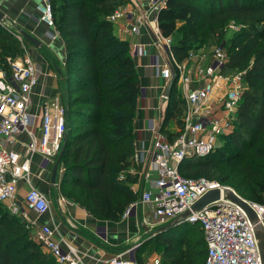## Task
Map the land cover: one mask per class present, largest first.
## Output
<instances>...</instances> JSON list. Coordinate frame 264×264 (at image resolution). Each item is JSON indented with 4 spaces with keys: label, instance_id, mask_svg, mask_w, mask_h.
I'll use <instances>...</instances> for the list:
<instances>
[{
    "label": "trees",
    "instance_id": "1",
    "mask_svg": "<svg viewBox=\"0 0 264 264\" xmlns=\"http://www.w3.org/2000/svg\"><path fill=\"white\" fill-rule=\"evenodd\" d=\"M130 3L52 0L56 27L64 41L65 64L82 77H75L74 84L66 88L68 137L61 159L65 166L61 188L65 196L110 222H120L139 199L131 190L130 171L136 168L133 122L141 88L131 45L115 34L110 19ZM231 20L244 28L227 44L223 73L247 68L235 127L215 153L183 161L179 171L184 177L227 182L248 200L264 203V0H167L157 14L159 30L163 37L172 38L178 62L193 50L222 44L223 30ZM21 40L0 22V67L5 68L9 58L22 52ZM178 90L177 81L161 128L171 142L180 131L171 134L168 125L174 121L182 128L186 113L185 99L179 98ZM177 227L144 236L135 251L136 263L145 264L144 252L162 245L160 264H205L207 244L202 229L189 223ZM0 264H58L7 204L0 205Z\"/></svg>",
    "mask_w": 264,
    "mask_h": 264
},
{
    "label": "built area",
    "instance_id": "2",
    "mask_svg": "<svg viewBox=\"0 0 264 264\" xmlns=\"http://www.w3.org/2000/svg\"><path fill=\"white\" fill-rule=\"evenodd\" d=\"M37 10L41 21L53 31L55 17L52 0H40ZM151 9L159 12L166 7L167 0H148ZM144 15L136 16L125 8H120L111 17L115 22L121 18L133 21L127 32L137 34L146 22ZM146 24V23H145ZM158 29V28H157ZM158 47L167 62L158 67L159 75L168 82L172 75L170 65L178 75V87L186 102V113L182 118V129L173 142L161 134L156 135L150 148L149 169L145 174L151 189L143 190L140 203L151 207L158 224L166 225L170 221L190 212L183 223L198 225L207 244L205 264H262V258L256 236V228L264 232V203L247 200L232 187L206 178L184 177L179 167L183 161L204 158L215 153L222 145L224 136L231 134L238 118L240 102L244 93L243 75L236 72L224 74L223 68L228 60V51L224 47L216 48L211 63L203 65L197 55L191 53L183 62H178L172 51V38L163 37L157 30ZM53 31L50 36H59ZM131 52L136 56L147 54L145 47L135 43ZM5 68L0 67V137L8 145L17 142V137L27 133L31 141L25 146V154L0 149V205L7 204L11 213L22 217L28 223L27 213L37 216L47 213L50 203L41 191L30 185L24 199L25 209L18 200L19 183L28 181L31 172L29 155L40 154L45 161H55L65 148V136L68 135L66 107L59 99L45 104L41 118L42 133L39 139L32 133L35 117L29 113L31 93L38 83L36 65L30 55L20 59H8ZM195 83L201 85L194 89ZM144 91L140 89V96ZM166 97L162 120L165 119L168 106ZM151 126L156 131L152 122ZM123 179V176H120ZM29 183V182H28ZM218 190L220 198L194 211L192 207L211 191ZM225 191L232 192L242 199L253 211L252 220L246 210L235 200L224 196ZM133 204L125 213L128 216L136 207ZM144 224L148 225L145 221ZM182 223V224H183ZM148 227V226H146ZM147 231H152L148 227ZM97 234L107 240V228L101 227ZM54 230L43 226L36 230L34 239L42 249L52 255L58 264H81V259L71 247L63 248L53 239ZM137 246L131 250L136 251ZM159 258L151 264H160ZM106 264H137L135 259L124 260L121 254L105 261Z\"/></svg>",
    "mask_w": 264,
    "mask_h": 264
},
{
    "label": "crops",
    "instance_id": "3",
    "mask_svg": "<svg viewBox=\"0 0 264 264\" xmlns=\"http://www.w3.org/2000/svg\"><path fill=\"white\" fill-rule=\"evenodd\" d=\"M40 2V0H0L2 9L0 10L4 14L6 13V17L10 14L11 17L23 18V30L36 37L43 45L40 49L32 46V55L29 54L32 59L33 56L36 58V61L34 59L33 61L36 65L38 78V83L31 93V103L28 108L29 113L35 117L31 130L37 139L41 137L42 133L41 118L44 105L52 103L55 99H62L65 81L64 41L60 36H50L53 31L41 21L37 10ZM127 7L136 16L144 15L146 18V24L141 26L137 34L127 32L133 22L128 18H121L114 22L115 34L118 37L128 40L130 45L141 44L147 51V54L143 56H136L132 52L138 72L139 86L144 91L137 99L136 115L133 122L136 168L130 171L134 180L130 186L131 190L139 195L136 207L128 216L124 214L120 222L99 219L86 206L75 199L68 198L63 193L61 179L65 166L62 162L58 167L56 185H52V171L57 159L47 162L40 154L28 156L31 160L30 176L28 181H20L18 188V200L23 209H25V195L30 185L45 194L50 203L47 213L37 216L26 210L31 229L36 231L43 226L51 227L54 230V241L62 245L63 248L74 249L81 259V264H106L105 261L118 254H121L124 260H133L135 251L131 248L150 233L145 230V227H151L152 231L159 227L156 225V217L152 208L143 206L139 201L142 191L151 189L145 174L149 169L150 148L159 133L158 130L162 122L164 108L162 97L167 85V82L159 75L158 67H162L167 59L157 44L159 37L157 32L159 30L158 10H152L148 0H131ZM200 58H202L203 65H209L212 56L205 60V56L197 54L199 61ZM204 62L206 63L204 64ZM200 85V83H195L192 88L196 89ZM152 122L156 131L151 126ZM168 126L171 127L169 131L171 134L175 135L180 131L174 121H171ZM30 141L31 137L27 133L20 134L17 137V142L13 145L6 144L0 137V149L4 148L27 156L25 146ZM105 226L108 239L102 240L97 231ZM131 242L134 243L131 245Z\"/></svg>",
    "mask_w": 264,
    "mask_h": 264
},
{
    "label": "rangeland",
    "instance_id": "4",
    "mask_svg": "<svg viewBox=\"0 0 264 264\" xmlns=\"http://www.w3.org/2000/svg\"><path fill=\"white\" fill-rule=\"evenodd\" d=\"M1 7V6H0ZM1 9V8H0ZM125 9L128 10V7H125ZM2 10V9H1ZM4 11V9H3ZM6 14V13H5ZM8 14V12H7ZM9 16V17H8ZM7 21L5 23H2L4 25V27L10 29L11 31H13L14 33H17V30L16 28L17 27H20V28H24V24L22 22V19L23 18H20V17H11L10 14L7 15ZM244 28V25L242 23H239V22H236L234 20H231L227 25L226 27L224 28V32H225V35H224V42L222 44H219V45H212V46H207V47H203V48H200L198 51L197 50H193L192 53L194 54H201L202 56H205V60L208 59L209 57L211 58L212 56V53L213 51L218 48V47H224L226 50H227V44H231L233 42V39L234 37L240 33ZM53 31L57 34L58 30H57V27H56V22H55V28L53 29ZM61 37V35H59ZM21 37V36H20ZM23 39V37H21ZM62 38V37H61ZM21 43H22V52L17 54L18 56L15 57V59H20V58H23L25 55H29L32 53V45L29 44L27 41H25L24 39L21 40ZM65 48V47H64ZM32 55V54H31ZM34 58V61H36V58L35 56H33ZM64 58H65V49H64ZM207 62V61H206ZM204 62V64L206 63ZM247 68H243L244 71H241V72H245ZM64 76L67 78H69V75H70V79L67 81H64V84H63V95H62V99H59V103L60 105H65L64 104V100L65 98L67 97V94H66V88L73 85L76 78L75 77H79L80 79H82L81 76H78V74H75V72H70L69 68H67L66 64H65V68H64ZM233 73H231L230 75H232ZM74 75V76H73ZM244 86V89L246 88V84L244 83L243 84ZM180 90V89H179ZM179 98L183 99V94L181 92V90L179 91ZM186 103V102H185ZM177 124V123H176ZM177 127L181 130L182 128H180V126H178L177 124ZM167 130L170 131L171 130V127H167ZM180 133V132H179ZM180 135V134H178ZM177 135V136H178ZM223 146V145H222ZM222 146H220L219 148H221ZM224 149L226 150H229L230 148L229 147H226L224 146ZM194 159V158H193ZM219 183L223 184V185H226V186H230L232 187L231 185H229V183H222L219 181ZM233 188V187H232ZM234 189V188H233ZM236 191V189H234ZM237 192V191H236ZM238 193V192H237ZM239 194V193H238ZM242 196V195H241ZM243 197V196H242ZM245 198V197H243ZM247 199V198H245ZM248 200V199H247ZM7 209L9 210V207L7 206ZM19 217V216H18ZM156 225L160 227V225L158 224V220L156 219ZM184 226H188V225H184ZM186 229L185 227H177L176 230H184ZM30 231V235L32 237H34L36 231L32 230V229H29ZM201 233V232H200ZM203 235V232L201 233ZM194 239L197 240V236H194ZM138 241V240H136ZM141 241V240H140ZM140 241H138L136 243V246L137 248L140 247L142 244L140 243ZM134 242H131V245L133 244ZM139 243V244H138ZM163 251V247L162 245H156V249L153 250V248H150V249H147L145 252H144V257L146 258L145 259V264H151V260L154 259V258H159L160 260L162 259L163 257V254L162 252Z\"/></svg>",
    "mask_w": 264,
    "mask_h": 264
},
{
    "label": "water",
    "instance_id": "5",
    "mask_svg": "<svg viewBox=\"0 0 264 264\" xmlns=\"http://www.w3.org/2000/svg\"><path fill=\"white\" fill-rule=\"evenodd\" d=\"M7 20L8 19H7L6 15L0 10V22L5 23ZM16 30H17L18 34L21 37H23V39L25 41H27L29 44H31L36 49H40L43 46L42 42L40 40H38L36 37L32 36L31 34L26 32L25 30H23L22 28L17 27ZM170 71H171L172 77L167 82V85H166V88H165L164 94H163V96L166 97L167 99L170 98L174 84L178 81V75L176 74L175 69L171 65H170ZM163 124H164V120H162L158 132H160ZM67 137H68V135L66 134L65 141L67 140ZM62 155H63V152L60 153V155L57 158V162L55 163V165L53 167L52 177H51V183L53 186L56 185L57 171H58V167H59V164L61 162V159H62ZM224 196L235 200L241 207H243L246 210V212L248 213V215L250 216V218L252 220H254L256 218L255 214L249 208V206L244 201H242V199L236 197L232 192L225 191ZM219 198H220V192L218 190L211 191V192L207 193L203 198H201L197 203H195V205L192 207V209L194 211H198V210L204 208L205 206H207L208 204H210L211 202L218 200ZM189 215H190V212H187V213L183 214L181 217H178V218L170 221L166 225L160 226L154 231H150L149 235L151 237H153V236H155L161 232H164V231L170 230L174 227H177V226L181 225L184 222L185 218H187ZM145 230L147 231L148 227H145ZM256 236H257L258 246H259V250H260V254H261V258H262V264H264V232H263V229L261 227L256 228Z\"/></svg>",
    "mask_w": 264,
    "mask_h": 264
}]
</instances>
